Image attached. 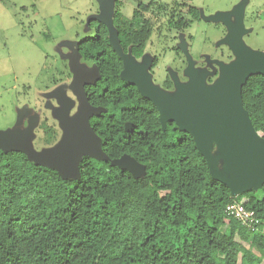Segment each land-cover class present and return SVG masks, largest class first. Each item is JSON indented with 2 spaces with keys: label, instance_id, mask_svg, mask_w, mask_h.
Segmentation results:
<instances>
[{
  "label": "trees",
  "instance_id": "trees-1",
  "mask_svg": "<svg viewBox=\"0 0 264 264\" xmlns=\"http://www.w3.org/2000/svg\"><path fill=\"white\" fill-rule=\"evenodd\" d=\"M189 1L182 13L176 4L166 11L142 0H131L130 18L115 11L122 52L142 57L153 32L152 9L164 11L170 30L199 21ZM90 25L94 35L81 40L77 52L97 70L84 92L91 107L103 110L89 124L107 160L85 156L78 177L64 178L21 152L0 150V264H261L264 184L234 198L212 180L192 137L171 122L162 129L153 104L121 80L122 60L107 27ZM241 99L264 137V77L251 76ZM124 155L144 167L139 177L110 164ZM232 202L254 213L260 232L225 215Z\"/></svg>",
  "mask_w": 264,
  "mask_h": 264
},
{
  "label": "rangeland",
  "instance_id": "rangeland-1",
  "mask_svg": "<svg viewBox=\"0 0 264 264\" xmlns=\"http://www.w3.org/2000/svg\"><path fill=\"white\" fill-rule=\"evenodd\" d=\"M150 1L152 8L161 4L167 11L176 4L178 12L185 10L184 0H142ZM118 2L0 0V137L30 162L41 164L50 155L58 160L70 158L64 152L67 141L88 109L84 85L97 77L95 66L81 58L77 45L93 37L91 22L106 24V8L111 18L117 10L127 18L132 16L131 0ZM188 4L199 10L200 19L181 30L167 29L164 11L148 13L153 32L134 64L143 67L159 91L173 93L177 82L186 83L189 67L198 76L203 73L209 86L219 75V63L235 59L225 42L228 30L223 17L234 24L239 16L242 44L264 53V0H191ZM167 80L173 85L170 89L164 86ZM70 165L71 161L60 164ZM236 241L249 249L239 238Z\"/></svg>",
  "mask_w": 264,
  "mask_h": 264
},
{
  "label": "water",
  "instance_id": "water-1",
  "mask_svg": "<svg viewBox=\"0 0 264 264\" xmlns=\"http://www.w3.org/2000/svg\"><path fill=\"white\" fill-rule=\"evenodd\" d=\"M108 9L103 13L106 22L103 24L108 29L110 45L122 60L121 80L136 87L140 96L153 104L162 129L167 122H171L179 131L192 137L196 149L206 162L211 179L226 186L231 197L259 190L264 184V137L255 131L248 112L244 110L241 92L251 76L264 77V53L250 51L242 44L243 27L239 16L234 24L228 17L222 18L228 30L225 42L235 59L225 65L219 63L216 80L206 86L205 75L200 73L198 76V72L189 67L185 72L188 81L183 84L177 82L174 92L166 93L152 86L150 75L142 66L134 64L133 56L122 52ZM85 100L87 112L80 117L79 127L67 141L64 151L70 158L58 160L50 155L49 161L47 158L37 165L53 169L64 178L68 175L77 178L78 164L83 157L107 160L101 150L100 140L89 124V119L103 110L91 107L86 96ZM126 130L129 131L128 126ZM2 146L10 148L4 149ZM0 150L22 153L6 143L3 137H0ZM68 161H71L70 166H60L66 165ZM110 164L129 171L134 177L144 172V167L127 155L112 160Z\"/></svg>",
  "mask_w": 264,
  "mask_h": 264
},
{
  "label": "built area",
  "instance_id": "built-area-1",
  "mask_svg": "<svg viewBox=\"0 0 264 264\" xmlns=\"http://www.w3.org/2000/svg\"><path fill=\"white\" fill-rule=\"evenodd\" d=\"M224 213L227 217H230L238 221L242 226H244L249 232H260L259 224L260 221L255 217L252 211L245 208L242 202H232L226 205ZM264 233V229L261 231Z\"/></svg>",
  "mask_w": 264,
  "mask_h": 264
},
{
  "label": "flooded vegetation",
  "instance_id": "flooded-vegetation-1",
  "mask_svg": "<svg viewBox=\"0 0 264 264\" xmlns=\"http://www.w3.org/2000/svg\"><path fill=\"white\" fill-rule=\"evenodd\" d=\"M96 79H94L93 81L95 82ZM173 87V85L171 86V88Z\"/></svg>",
  "mask_w": 264,
  "mask_h": 264
}]
</instances>
